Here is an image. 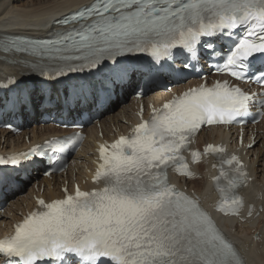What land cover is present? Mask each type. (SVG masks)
I'll return each instance as SVG.
<instances>
[{
    "label": "snow or ice",
    "instance_id": "snow-or-ice-1",
    "mask_svg": "<svg viewBox=\"0 0 264 264\" xmlns=\"http://www.w3.org/2000/svg\"><path fill=\"white\" fill-rule=\"evenodd\" d=\"M58 23L78 27L53 39L16 36L8 42L47 58L36 73L42 79L59 80L110 63L114 83L127 77L126 60L147 55L159 64L174 57L177 49L186 57L187 68L199 62L201 48L210 58L217 38H230L243 27L246 34L229 49L218 71L226 70L236 80L259 73L264 82V68L253 71L251 63L256 54H264V0H94ZM193 57L197 59L189 64ZM252 101L253 95L240 87L217 81L154 108L131 135L100 147L94 183L102 182V188L81 191L77 186L75 194L64 199L40 200L43 210L31 213L13 235L0 239L3 264H71L73 257L76 264H243L199 200L169 182L168 169L191 175L181 153L193 134L204 124L242 119ZM223 152V147L205 148V154ZM192 155L195 161L199 153ZM10 163L16 165L18 159L10 158ZM225 163L235 166L234 174L222 167L215 178L222 196L218 209L236 214L242 201L229 193L240 186L245 173L237 157ZM222 178L227 188L220 186Z\"/></svg>",
    "mask_w": 264,
    "mask_h": 264
},
{
    "label": "bare ground",
    "instance_id": "bare-ground-1",
    "mask_svg": "<svg viewBox=\"0 0 264 264\" xmlns=\"http://www.w3.org/2000/svg\"><path fill=\"white\" fill-rule=\"evenodd\" d=\"M90 1L92 0H0V79L8 74L27 75L25 66L37 61L28 55L6 52V46L2 40L9 36H44L52 30L57 17ZM49 133V128L44 131L33 130L28 135V139L23 140L12 139L4 135V142H1L2 136L0 135V149L6 151L11 147H17L18 150H23L27 146V141H36ZM91 133L92 130L88 131L89 135ZM259 169L264 175L263 164H260ZM84 176L85 174L83 178ZM19 206L20 204L16 205V207ZM10 224L11 221H9ZM257 249L263 252L259 246ZM252 261L254 264H264V253L261 256L254 254Z\"/></svg>",
    "mask_w": 264,
    "mask_h": 264
}]
</instances>
